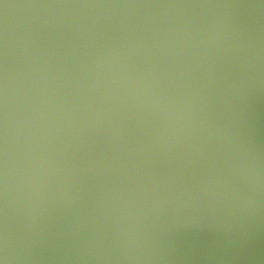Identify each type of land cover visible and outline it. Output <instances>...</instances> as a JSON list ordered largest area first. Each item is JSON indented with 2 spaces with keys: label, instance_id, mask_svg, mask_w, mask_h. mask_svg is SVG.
Here are the masks:
<instances>
[{
  "label": "water",
  "instance_id": "obj_1",
  "mask_svg": "<svg viewBox=\"0 0 264 264\" xmlns=\"http://www.w3.org/2000/svg\"><path fill=\"white\" fill-rule=\"evenodd\" d=\"M0 264H264V0H0Z\"/></svg>",
  "mask_w": 264,
  "mask_h": 264
}]
</instances>
